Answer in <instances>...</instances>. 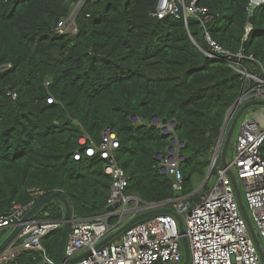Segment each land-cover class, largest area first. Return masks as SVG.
I'll return each instance as SVG.
<instances>
[{
    "label": "trees",
    "instance_id": "obj_1",
    "mask_svg": "<svg viewBox=\"0 0 264 264\" xmlns=\"http://www.w3.org/2000/svg\"><path fill=\"white\" fill-rule=\"evenodd\" d=\"M83 1L0 0V215L28 205L34 187L46 191L36 203L61 191L73 214H104L113 177L105 171L107 160L86 149L99 145L106 129L119 138L126 194L147 202L176 196L158 156L178 139L182 194L188 195L208 172L231 107L248 86L254 92L257 82H246L228 58L205 54V28L197 19L186 25L172 15L154 17L157 0ZM197 1L214 17L207 24L212 38L234 55L242 50L243 67L264 79V2ZM79 3L77 32L57 33ZM247 24L252 31L243 41ZM40 213L65 217L59 199L34 218ZM62 229L42 240L57 263ZM8 264L49 263L42 252L26 250Z\"/></svg>",
    "mask_w": 264,
    "mask_h": 264
},
{
    "label": "built area",
    "instance_id": "obj_2",
    "mask_svg": "<svg viewBox=\"0 0 264 264\" xmlns=\"http://www.w3.org/2000/svg\"><path fill=\"white\" fill-rule=\"evenodd\" d=\"M262 2L264 0H251L250 3L254 6ZM151 15L160 19L172 15L176 19H182L186 25L190 18L197 19L205 28V39L209 46L208 49H202L205 54L212 59L228 58L232 67L244 75L246 82H250V79L257 82L253 93L249 86L246 89L249 99L254 98L257 93L264 96V79L249 73L240 63L245 57L243 51L239 50L234 55L212 38L207 24L214 17L208 7L199 5L197 0H157ZM74 17L76 18V13ZM75 18L73 31L66 27L68 17L55 27L56 32L76 33ZM251 31V24H247L243 41L248 40ZM234 56L237 57V62L233 60ZM249 58L254 59L253 55ZM9 94L17 97L14 92ZM251 111V115L242 121L233 161L226 166L222 163L217 165L220 160L218 157L214 166L216 181L208 195L201 193L207 182L188 195L182 194L184 177L180 169L181 143L178 139V145L175 146L174 143L166 153L158 156V166L162 173L172 177L176 193L173 199L161 202H147L139 195L125 193L129 177L116 158L119 138L116 132L106 129L102 142L86 149L89 156L99 152L107 160L105 171L113 177L106 212L87 218L73 214L64 248L68 259L89 251L90 254L76 261L61 260L60 263L47 257L42 240L53 230L63 228L64 220L33 217L21 223L24 215L46 193L44 189L34 187L29 190L33 200L28 205L16 204L9 213L0 215V232L22 224L18 234L0 252V264H8L26 250L42 252L44 261L49 264H183L184 238L189 242V264H263L228 173L231 169L236 176L244 203L264 249V105ZM162 125L165 126L164 123ZM169 126V132L173 131V125ZM85 141L86 138L81 139V143ZM75 157L80 158V153L77 152ZM115 203H118L115 210H107L108 206ZM161 207H169L173 213L163 212L139 221L105 245L97 247L136 215ZM112 217L118 218L114 224L110 222ZM179 218L184 223V233L180 230Z\"/></svg>",
    "mask_w": 264,
    "mask_h": 264
},
{
    "label": "water",
    "instance_id": "obj_3",
    "mask_svg": "<svg viewBox=\"0 0 264 264\" xmlns=\"http://www.w3.org/2000/svg\"><path fill=\"white\" fill-rule=\"evenodd\" d=\"M84 2H85V0L83 1V3ZM80 3L77 5L78 8L76 7L77 8L76 16L81 9V6L79 7ZM246 94H247L246 90L242 91L240 97L237 99V101L234 103V105L231 107L230 111L228 112V115L226 117V120L224 122L222 131H221V135H220L218 143L216 145V150H215L214 155L212 157V162H211L209 169H208V172L206 174V178H205L206 182L210 178V176L212 175V172L214 170V166H215L216 161L218 160V157H220V160H221L223 165H225V166L228 165L227 154H228V150H229L230 139H231V136L234 132L236 123H237L238 119L240 118V116L248 108H250L252 106L264 105V98L260 99V97L263 94L257 93L256 96L254 98H251V99H249ZM241 105H242V107L239 109V107ZM166 121L167 120L164 119L163 123H166ZM228 173H229V175L232 179V182L234 184L241 211H242V213H243V215L247 221L249 230H250V232H251V234L255 240V243H256L258 250L260 252V256L262 258V262L264 264V249H263V246H262V244L259 240V237L256 233V230L253 226V223H252L250 214L248 212V209L244 203L242 193L240 191L236 176L231 169L228 171ZM55 199H59L63 203L64 209H65V217L63 219L64 220V226L62 229V238H61L60 244H59V257L62 261H65V260L70 261V262L76 261L79 258H81L87 254H90V251L83 253L81 255H78L76 257L69 258V259L64 254V248H65L66 240H67V237L69 235L70 227H71V221L73 219V208H72L70 201L65 197V195L61 191H57V192L45 197L43 200H41L36 205H34L21 219V223L27 222L30 219H32L47 203H49L50 201L55 200ZM117 206H118V203H115L113 205L108 206L107 210H110V211L115 210L117 208ZM163 212L173 213V210L169 207H161V208L145 211L139 215H136L131 220H129L127 223H125L122 227H120L117 231L110 234L107 238H105L103 241H101L97 245V247L105 245L107 242L112 240L114 237L120 235L123 231H125L126 229H128L129 227L134 225L135 223L142 221L144 219H147V218L154 216L156 214L163 213ZM21 223L15 225L11 229H9V233L7 234V236L2 241H0V252L2 250H4L9 245V243L12 241V239L21 230V228H22ZM179 223H180V230L182 233H184L185 226H184V223H183L181 218H179ZM183 245H184V253H185V261L183 264H189L190 249H189V242L186 238L183 239Z\"/></svg>",
    "mask_w": 264,
    "mask_h": 264
},
{
    "label": "rangeland",
    "instance_id": "obj_4",
    "mask_svg": "<svg viewBox=\"0 0 264 264\" xmlns=\"http://www.w3.org/2000/svg\"><path fill=\"white\" fill-rule=\"evenodd\" d=\"M78 8V7H77ZM77 8L75 7V9L73 10V13L71 14V16L69 17L68 20H66V27L70 30V31H73L74 28H75V24H74V16H75V13L77 12ZM252 113L251 110H247L245 111L241 116L240 118L238 119L237 123H236V126H235V129H234V132L231 136V139H230V144H229V150H228V154H227V162L228 163H231L233 161V158H234V152H235V148H236V143H237V138H238V135L240 134V131H241V124H242V121L245 117H248L250 116ZM171 124V123H170ZM169 124V125H170ZM168 125V126H169ZM172 125V124H171ZM170 125V126H171ZM169 126V127H170ZM171 128H173V126H171ZM173 141V145L175 143V146L178 145L179 143H177V140L176 139H172ZM173 150V148H172ZM214 152H215V148H214V151H213V155H214ZM180 159H183V156H180ZM220 163H222L220 161ZM233 170L236 172V168L234 167ZM211 178L209 180H207V189L205 190H202L201 193L202 194H205V195H208L209 191L212 189V187L214 186L215 184V181H216V178L215 176L211 175L210 176ZM206 176L204 178H200L198 179L197 181V186L198 188H201L202 185L204 183H206V180H205ZM38 218H46L45 216H43L41 213L37 216ZM9 233V230H4V231H1L0 232V241H2L6 236L7 234ZM56 260H60L59 263L61 262V259H58V258H55Z\"/></svg>",
    "mask_w": 264,
    "mask_h": 264
},
{
    "label": "crops",
    "instance_id": "obj_5",
    "mask_svg": "<svg viewBox=\"0 0 264 264\" xmlns=\"http://www.w3.org/2000/svg\"><path fill=\"white\" fill-rule=\"evenodd\" d=\"M262 98H264V96H263V95L260 97V99H262ZM260 106H262V105H258V107H260Z\"/></svg>",
    "mask_w": 264,
    "mask_h": 264
},
{
    "label": "clouds",
    "instance_id": "obj_6",
    "mask_svg": "<svg viewBox=\"0 0 264 264\" xmlns=\"http://www.w3.org/2000/svg\"><path fill=\"white\" fill-rule=\"evenodd\" d=\"M258 106V105H257ZM220 159V158H219ZM219 161H221V160H219ZM209 180V179H208Z\"/></svg>",
    "mask_w": 264,
    "mask_h": 264
}]
</instances>
